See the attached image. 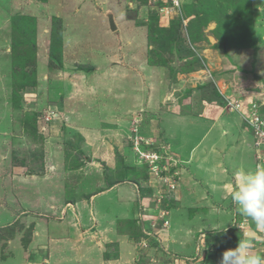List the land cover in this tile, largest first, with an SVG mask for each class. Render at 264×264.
Wrapping results in <instances>:
<instances>
[{"label":"rangeland","instance_id":"rangeland-1","mask_svg":"<svg viewBox=\"0 0 264 264\" xmlns=\"http://www.w3.org/2000/svg\"><path fill=\"white\" fill-rule=\"evenodd\" d=\"M71 1L0 0V264L11 257L18 259L13 264H51L54 250L46 245L66 230L77 197L89 199L84 189L69 193V183L82 173V185L97 177L100 186L108 183L109 176L92 173H104V164L86 167L97 152L85 145L80 129L87 127L102 131L100 149L123 142L122 154L112 146L114 175H134L140 191L157 194L134 214L143 234L128 230L136 254L131 246L118 261L122 254L110 246L102 257L114 264H220L222 254L216 257L207 239L213 227L199 230L193 255L178 258L168 244L172 197H160L168 186L161 178L182 165L167 151V134L187 130L184 121L194 115L201 127L211 118L215 124L217 103L243 119L258 118L256 135L248 128L264 149V0H116L106 6L121 14L115 30L105 3L90 0L92 25L78 14L85 5ZM85 18L92 24L79 37ZM96 42L103 48H88ZM117 69L129 75L119 91ZM125 91L128 104L116 99ZM255 162L264 164V152L255 153ZM151 204L161 209L152 213ZM235 215L245 233L247 222ZM95 227L84 232L90 237Z\"/></svg>","mask_w":264,"mask_h":264},{"label":"crops","instance_id":"crops-1","mask_svg":"<svg viewBox=\"0 0 264 264\" xmlns=\"http://www.w3.org/2000/svg\"><path fill=\"white\" fill-rule=\"evenodd\" d=\"M99 1L105 3L104 8L108 15L107 18L109 19L110 16L117 28L116 19L118 20V15L120 13L116 12V8L110 10V7H106L110 2L112 8L115 7L114 4L117 1ZM70 3L85 5L84 9L87 11L78 14H86L89 18L95 15L94 11V13L92 12V15H90L91 12L88 5L93 4L90 0H73V2L71 1ZM91 20L93 21L94 19L91 18ZM89 22L88 18H85L82 23L78 25V27H82V29L76 33L77 36L80 37L85 32ZM93 23L94 24L90 22L89 24L96 25L94 21ZM90 41L91 40H89V42ZM101 46L100 42H96V45L88 46V48H94L96 50L103 48ZM117 70L118 76L113 78V84H117L116 90L119 91V88L124 86L123 82H125L126 78H129V75L127 76L119 72V69ZM131 85L133 90L139 88L138 84L134 81ZM121 96H123V98L118 96L116 99H118L120 103L124 102L128 104V94L126 91L121 94ZM108 98L111 103L115 101L111 97ZM159 99L158 97V100ZM153 101H157V97L153 99ZM153 101H150L148 104L150 109H153V105L157 104V107L159 106L158 101L156 104H152ZM216 105L218 106L215 107ZM215 106L212 107L216 112L217 118L215 119V124L217 125L214 124L213 118H211L212 120L207 123L208 125H202L201 127L200 124L196 122L198 120L194 115L193 118H191L192 121H184L187 124V130L181 129L182 132L179 133V135H176L173 130L171 133L169 131L168 134L165 132V134H167V139L170 141L169 145H167V151L182 165V167L178 169L180 172L174 168L171 173L165 172L169 174L166 176L168 181H174L176 184V188H174L175 190L171 195L172 198L169 203L171 226L169 229L170 241L168 244L173 251L178 253V258H180V255L182 257L193 255L194 243L196 242L198 232L199 230H205V227H213L212 229L217 230L215 234H210L207 237L208 240L213 238L214 242L209 241L211 242L212 252L216 257L223 254V252L229 248H235L239 239L245 235L255 236L256 239L254 244H256V242L259 244L263 239L260 230L257 232L258 229L255 228V225L251 226V221L248 218L240 215V219L242 218L244 222H247L245 233H243L242 228L235 224L236 220L234 217L236 216L235 211H237V209H235V205L231 202L230 198L227 197V191L232 188L231 181L233 175L238 170L254 169L256 167L255 153L257 156L261 152L263 153L264 151L262 150L264 149H261V145L259 148L252 143L254 140L253 135L243 122L241 113L236 111L229 112L223 109L222 105L217 103ZM153 110L156 111L157 109L154 108ZM167 127L168 126L164 128L165 131H167ZM150 129H152V127ZM80 130L81 132L84 131L82 135H84V139L86 140L85 145H90L92 149L97 148L96 153L92 152L93 159L89 162L88 160L86 161V167L88 168V164H94V166L104 164L105 167H107L104 173L96 172L94 168L92 173L97 175L100 174L104 179V175L109 176L108 181L106 180L108 183L100 186L97 177V183L82 185L83 173L82 177L79 176L81 178L76 179L75 182L72 181V183H69V193L73 190L72 193L77 194L76 196H81V191L84 189L86 193L82 194L85 197L89 196V199H78L79 197H77L75 203L78 204L77 206H71L73 213L68 222L64 223L66 230L64 231L62 229L60 236L51 240L46 247L50 245L54 250L50 258L51 264H75L72 262L74 260H80L81 264H111L115 258L102 257L105 251H110L108 250L110 246H115V250L119 255L122 254V256H119L121 259H118V261L124 260L123 257L126 256L125 252L129 250L131 246L134 248L136 254V249L138 247H135V239H128V230L131 229L133 233L135 232L134 235L136 236L143 234L140 223L134 221V214L137 212L140 203H146L147 199H151L153 195H155V197L153 196V200H155L157 194L140 191L137 177L134 175H124L122 173L116 176L113 174L115 166L118 165L117 162L119 161L113 158L112 146L116 144L118 153L122 154V149L125 147L123 142H118L119 144H117V142L113 140V145L109 143V147L100 149L103 145L100 144V135L98 131L102 132L101 130H98L97 127H87ZM181 130L179 129V131ZM97 160L98 163L94 162ZM260 164L263 163L260 162ZM85 171L84 173H88V171ZM164 187L165 190H161L167 193V191H169L167 189L168 186ZM96 197L97 199L95 200ZM66 203H69V201ZM149 206H151L152 213L153 211L155 212L156 209H161V207L155 204ZM77 214L80 215V225L74 227L73 223L78 219ZM94 223H96L97 227L94 228L95 230L91 231L89 237V235L84 232V228L87 231L88 225ZM120 225H122L121 228ZM147 227L148 225L146 228ZM58 228L59 227H56V229ZM224 229L226 230L219 231ZM237 234L240 235V238ZM212 243H214L213 246ZM260 249H256V253L259 255H261ZM55 250L57 251L55 252ZM15 258L11 257L9 263L13 264L14 260H18L17 257Z\"/></svg>","mask_w":264,"mask_h":264},{"label":"clouds","instance_id":"clouds-1","mask_svg":"<svg viewBox=\"0 0 264 264\" xmlns=\"http://www.w3.org/2000/svg\"><path fill=\"white\" fill-rule=\"evenodd\" d=\"M249 116L250 114L247 117ZM243 122L252 128L245 122V118ZM253 135H256L255 132ZM231 182L232 188L227 191V197L241 216L248 218L256 229L264 232V164L252 170H238ZM255 239L256 237L252 235L240 238L235 248L223 252L220 264H264V256L254 250Z\"/></svg>","mask_w":264,"mask_h":264},{"label":"built area","instance_id":"built-area-1","mask_svg":"<svg viewBox=\"0 0 264 264\" xmlns=\"http://www.w3.org/2000/svg\"><path fill=\"white\" fill-rule=\"evenodd\" d=\"M175 4H178V0H175ZM230 101H228V103H229ZM237 105V107L239 106L238 104H236ZM258 120V118H256V117H254L253 118V116L252 115H250L249 117H245V122L248 124V125H250L253 129H255V134H256V129L257 128H259L258 127V125H257V123H256V121ZM260 123H263V122H261L260 121ZM263 134V133H262ZM263 137H264V135H262ZM262 140L264 141V138H262ZM259 144V143H258ZM140 153V155H141V152H139ZM152 159V158H151ZM152 161V160H151ZM164 180H166L167 181V183H168V190L169 191H167V193H165V195H160V197H163V196H168V195H172V193H173V191L175 190L174 188H176V184H175V182L174 181H168V179L166 178V176H163V179L161 178V182H164ZM158 198V201H161V198ZM164 214H161L160 215V217L162 218V216H163ZM160 218V219H161ZM243 225H244V223L243 222H241L239 225H238V227H243ZM263 237V239H262V246H264V236H262ZM177 260V259H176ZM175 260V261H176ZM179 260V259H178Z\"/></svg>","mask_w":264,"mask_h":264},{"label":"water","instance_id":"water-1","mask_svg":"<svg viewBox=\"0 0 264 264\" xmlns=\"http://www.w3.org/2000/svg\"><path fill=\"white\" fill-rule=\"evenodd\" d=\"M108 22H109V28H110L111 30H115V29H116V26H115V24H114L113 19H112L110 16H109Z\"/></svg>","mask_w":264,"mask_h":264},{"label":"flooded vegetation","instance_id":"flooded-vegetation-1","mask_svg":"<svg viewBox=\"0 0 264 264\" xmlns=\"http://www.w3.org/2000/svg\"><path fill=\"white\" fill-rule=\"evenodd\" d=\"M258 242H256V244H254V247L255 249H260L261 247H263L261 244H262V241H260V243L258 244ZM263 249V248H262ZM261 250V249H260Z\"/></svg>","mask_w":264,"mask_h":264},{"label":"trees","instance_id":"trees-1","mask_svg":"<svg viewBox=\"0 0 264 264\" xmlns=\"http://www.w3.org/2000/svg\"><path fill=\"white\" fill-rule=\"evenodd\" d=\"M209 256V255H208Z\"/></svg>","mask_w":264,"mask_h":264}]
</instances>
